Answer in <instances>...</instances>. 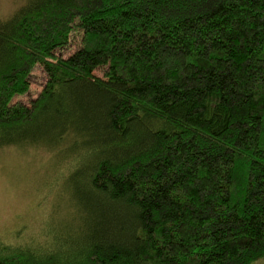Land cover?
Segmentation results:
<instances>
[{
	"label": "trees",
	"instance_id": "obj_1",
	"mask_svg": "<svg viewBox=\"0 0 264 264\" xmlns=\"http://www.w3.org/2000/svg\"><path fill=\"white\" fill-rule=\"evenodd\" d=\"M39 125L90 147L89 202L0 264L264 260V0H26L0 20V145Z\"/></svg>",
	"mask_w": 264,
	"mask_h": 264
},
{
	"label": "rangeland",
	"instance_id": "obj_2",
	"mask_svg": "<svg viewBox=\"0 0 264 264\" xmlns=\"http://www.w3.org/2000/svg\"><path fill=\"white\" fill-rule=\"evenodd\" d=\"M25 3L0 0V20L11 18ZM79 44L80 39L73 38L64 56ZM33 77L31 96L21 99L26 104L45 82L40 70ZM14 139L17 142L10 146L0 145V241L17 245L32 234L42 241L41 232L74 237L90 195L87 181H78L75 175L91 161L90 147L83 146L81 139L57 142L55 132L44 125L26 129L21 138L16 135ZM255 264H264V260Z\"/></svg>",
	"mask_w": 264,
	"mask_h": 264
}]
</instances>
